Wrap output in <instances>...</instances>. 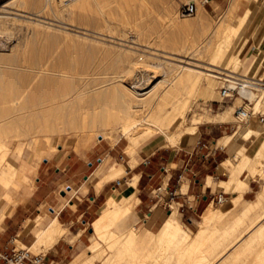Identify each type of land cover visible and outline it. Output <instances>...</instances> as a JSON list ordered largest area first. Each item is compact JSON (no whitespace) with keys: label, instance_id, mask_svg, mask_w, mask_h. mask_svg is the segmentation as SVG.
<instances>
[{"label":"rangeland","instance_id":"374dc122","mask_svg":"<svg viewBox=\"0 0 264 264\" xmlns=\"http://www.w3.org/2000/svg\"><path fill=\"white\" fill-rule=\"evenodd\" d=\"M126 1L127 2H125V0H118V2H120V5H117L118 3H111L110 5H106L105 3L103 11L99 8H92L75 12V14H73L71 18H67L63 17L60 13H53L52 11H50V9L43 10L41 6L42 3H44V0H36V2L35 0H0V14L11 16H9L10 21H8L10 23L7 24L6 29L0 32V110L2 111L0 112V125L3 128V133L4 130H6V132L3 134L4 137L1 136L2 134L0 130V151H4L0 152V159L2 158L4 160L3 161L1 159L2 161L0 160V164L2 163V167H5L8 166L7 163L8 161H10L14 163L16 167H20L22 162L27 161L30 166H34L38 159V154L35 150L36 147L34 146V140L37 136L39 139L38 144L42 145V147L46 149V152H52V155L50 157L44 158L39 163L36 171L31 170L27 172L26 176L28 182L22 183L19 188L8 186L6 189V186H4L0 182V209L6 208V216L11 215L18 203L21 201V199H19V193L21 191L33 190L39 179H43L46 181L51 178L57 177L60 169H63L65 165L69 163V158L71 157H73L74 160L76 159L75 161H80L83 159H85L86 161L94 160L95 165L91 168L86 165L84 172V174H86L87 176H91L92 174H94V171L100 166L99 162L95 160L96 156L99 155V152L104 153L105 151H108V149L112 146H117L116 148L119 153H113L114 158H111L108 155L103 156V165L106 164V170L110 169V167L115 162L125 164L127 169L130 170L129 161L131 160V155L129 154V152L131 154H133L134 152L137 153V163H133L136 162L135 160L130 163L131 166L133 164H136L135 166H137V164L141 162L143 156H150L158 149L192 150L195 147V152L200 151L199 154L201 155V151L207 149L203 146V144L210 146V144L212 143L213 146V143H215L213 141H215V139H219L221 136H224V138L219 141V145L223 146L222 140L226 139L228 135H232L238 131H242L243 127H253L255 131L264 130V124L259 123L257 118H253L249 122L250 124L240 123L236 118V110L239 105L246 106L249 101L244 98L240 100L238 98L240 95L238 94H235L234 96L228 98L220 100L218 99L217 92L220 91L222 83H219L217 85V88L213 93L215 96L213 94L205 95L203 97L198 96L194 100L193 107L189 112L188 119L185 122L184 127H193L194 124H196L198 127L195 130L197 132L195 136H190L192 132H186L179 139H169L170 136L168 135V133L159 132L154 138V141L152 140V142L148 144L150 145L148 147L140 145L136 146L135 144H133V142H131V136L133 135L134 131L138 129L139 126L140 128H143L147 125L142 121L138 122V124H136V127H132L127 132H124L121 129H115L111 136L102 137L99 136L103 134V130L101 128L97 130L96 133L93 132L95 134L90 132V130H86L85 132H83L80 128L82 126L75 128L69 127L64 122L43 115V113L50 114L51 109L56 107L57 104L59 105V103L62 102V99H65L67 97H70V99L76 98L75 96L77 95V91L79 90L84 91V93L86 94L88 92L89 94H87V96H91L92 98L94 97L96 100H98V97L101 95H110L113 93L114 88L116 87V81L118 80L126 83L127 85H129V87H133L132 89H135L138 93H145L158 82L157 78H159V76H161L162 74H156L152 79L153 82H150L151 80H148L149 78L146 76L148 75V70H146L148 67H143V65L140 64L138 65L136 70L134 69L133 74L129 75V77L128 75H126L127 77H125V73H123V62L121 61L123 59L121 57L125 55L126 49L127 52L134 51V53H128L129 56H131V59L134 61H137L141 57L142 59L145 58L144 60H154L157 62L162 61L164 64L179 63L184 57L183 52L192 42L196 40L198 36L196 30H179L172 21L175 16L178 17L179 21L184 19H193L194 16L181 17L179 14L180 7L183 4L190 2V0ZM196 1L197 6L200 5V0ZM237 3H239V5H242V10L240 12L239 9L234 10L230 22L234 23L239 21L241 16L240 14H242L244 11L243 9L248 6L250 7V14L246 21V24L244 25V28L240 30L239 33L234 37L230 49L226 47L227 45H224L225 43H227L224 35L219 36V42L223 43L224 52L225 50H231L233 56L239 55L238 63L240 66L237 68V71L240 74L248 75L250 77L253 76L256 79H260V77L264 79V59L261 61L262 56L259 55L256 58L253 57V59H250L248 57L250 47L254 44H257V37L259 38L258 40H260L261 43L264 42V14L259 10L256 12L257 8L261 6V3L259 1L257 2V0H238ZM120 6H122L123 9L120 8ZM204 8L205 9L203 13L205 21L212 23V21H215V19L218 17L220 12L228 8V0H208L204 3ZM123 13L125 14V16L127 14L129 16H126L130 19L128 22H131L128 25V22H126L127 20H124L126 17L124 18ZM28 15H39V18L48 23H44L42 24V26L34 24L27 18ZM105 17H108L110 19L114 18V20H116V23L115 21H111L108 24ZM13 19L15 20V22ZM122 22L124 25L122 24ZM83 31L86 35L82 33ZM250 35L252 38L249 40V43L246 44V41L248 40V37ZM15 44H18L17 49L15 51H12L11 48ZM129 46L131 50L129 49L128 51ZM136 56H139L138 59ZM151 56L153 58H150ZM22 59H24V61ZM195 59H192L190 61L193 67H195L196 69L206 68V63H208L206 62L207 60L205 61V59L203 60L202 58ZM47 66H49V68ZM197 66H199L200 68ZM122 74L123 77H125L123 79L120 76ZM117 76L120 78H118ZM39 78H41V81ZM55 79H61L63 80V83L62 81H60L61 83H59V81H56L57 83H55L54 85L53 81H55ZM42 80H44V82ZM45 80L47 81V83ZM67 80L73 83L74 89L72 90L73 85L72 88H70L74 94L76 93L75 95L73 93L69 94V86L67 84H64V82L66 83ZM51 84H53L54 87ZM76 86L80 87L79 90L78 88H76L77 90L75 89ZM60 87L62 89H60ZM40 89L41 91H39ZM52 89L56 93H54ZM12 90H14L13 93L11 92ZM51 91L54 94H51ZM14 92H16V94ZM57 92H68V95L67 97L65 96V98H61L62 95L59 96V94L61 93ZM4 94L9 99H7ZM14 94L16 95V98L14 97ZM10 96L12 97L11 99ZM26 97L31 103L27 102L28 100L26 99ZM51 98L52 102H49L51 101ZM53 100L56 101V103ZM20 101L22 102V104H24L23 106H26L27 109L29 108L28 111L25 109V107L22 106ZM57 101L60 102L57 103ZM33 103L35 106L33 105ZM45 104H51L50 106L53 107H49V105L46 106ZM43 105L45 106V108H43ZM39 106H43L41 107L42 109H40ZM231 106H233V108L235 109L230 108ZM251 106H253V104ZM17 107L20 109H18ZM14 108L16 109V112L13 113ZM30 108H32V110L34 108V110L36 109L40 111H34L35 116H31V114L33 115V111L30 110ZM227 110H230L232 114L229 122H220L219 120H213L215 115L223 113ZM258 110L264 111L263 105H261ZM10 112L12 116H10ZM28 112L31 113L30 116L32 119L27 114ZM3 113L8 114V116L6 115V119ZM16 116L18 119L16 118ZM25 116L28 117L26 118ZM1 117L5 119L6 124L8 123V126L5 124V121H3ZM38 117L43 119H38ZM15 118L17 120H14ZM44 118L46 121L44 120ZM51 119L55 120L56 124L54 123L55 121H52V123ZM18 122L21 124H19ZM41 122L43 124H41ZM9 123L11 124V126H15V132L14 130H12V127L9 125ZM22 125H24L23 129L21 127ZM35 125L39 126L38 129ZM41 125H45V127H42ZM51 125L53 128H50ZM6 126L9 130L6 129ZM24 127H26L27 129ZM32 128V132H29L31 130L28 129ZM43 128H45L46 130H44ZM18 129H22V131ZM77 130L79 131L77 132ZM82 132L86 134H83ZM91 133L94 136V139H91ZM80 134L82 137H80ZM46 137H48L50 140ZM57 137L59 138V140ZM256 138L257 132H255L254 136L247 140L245 142L246 144L244 145L250 146L253 143V140ZM55 141H58L60 144ZM199 141L201 142V144H198ZM54 143L55 145H53ZM5 144L9 148H4L3 145ZM128 145L131 149L128 148ZM54 146H56V148ZM21 149H23V152L20 151ZM123 150L124 152H122ZM233 154L234 153L231 152L229 158L232 159L234 165H238L240 163L239 160L241 159V156L233 157ZM4 156H6L7 158L4 159ZM123 156L124 159L122 158ZM262 156L263 157H261V161L258 162L255 166L257 170L254 169V171H258L260 169V174L256 172L254 173L253 171L252 176L251 169L247 168L244 170L247 171V175L242 176L243 173L240 175L241 178L247 180L248 182V187L245 190L249 188L250 178H254L256 180V182L252 184L253 194L252 196L247 198L248 201L256 199L258 192L261 191L264 186V177L262 176L264 174V155ZM45 159H48V161H45ZM215 165H217V162L215 163ZM47 168H49V170L48 173L45 174ZM221 169L223 170L222 166ZM227 169L223 171L221 170L222 172H226V174L228 175L222 176V179L230 178V168L228 170ZM254 174L256 176H254ZM132 175L134 174H130L128 177H131ZM111 181L112 182L110 183L113 184V180ZM122 181L124 183L123 178ZM89 183L91 185H94V182ZM61 188H63L64 192L67 193L66 184H62ZM124 188L125 185H123L118 190L122 191ZM5 190H10L17 202L6 204L5 200L2 199L1 196V194ZM108 191H113L111 185ZM65 193H61V195H64ZM91 195L92 192H90L88 197H90ZM73 198L74 200H76L77 197L74 196ZM227 198L225 197V199ZM88 201L90 202L89 199ZM105 201L106 197H104L103 195L98 201L99 204L97 205V212H95L91 216L89 215L88 217H86L87 223L83 222V220H80L76 228L74 229L75 232H83L84 236L82 240L79 241L78 238H73L71 240L67 239L71 241L72 244H79V247H77V249L69 256L67 264H70L80 254L85 253L84 255L88 258V251H91L90 247L94 245L95 240L99 242V246L93 253V255L95 256V260L92 261V264H105V262L107 263L109 261L108 259H116L115 254L118 251L117 247L111 248V243H108L111 242L110 240L104 242L103 240L94 238L95 236L92 234V222L99 216L101 208L105 205ZM244 202L246 201L244 200ZM244 202L240 201L236 209L231 214L222 218L214 219L205 238H203L201 247H194L193 244L189 243V240L187 241V243H183V245L179 243L177 245L178 252H175V254H173V258L176 257L178 262L181 258H183V264H201L200 262H195L194 260V258L199 255H202L203 257L207 256V259L211 260L210 264H259L258 262L253 260V255L248 254L243 255L239 260L221 261L223 253H225L228 244H230L233 240L236 241L237 236H241V234L248 229V225L259 215L258 213H254L252 215L244 217L243 220L240 221L237 217L241 214L240 212ZM221 205L222 202L216 204L213 203V206L215 208H218ZM44 207L46 210V206H43V208ZM177 207L179 210L178 205ZM159 208L160 207H156L154 209L153 214H156L159 217L158 222L154 223V218H150L149 215H147L148 209L141 210V206H138L137 203L134 208V212L130 216V223L134 224V227L138 231L150 229L157 232L170 210L169 207H167L166 210ZM263 208L264 206L262 207V209ZM262 209L260 210L261 212L263 211ZM179 212L181 213V210H179ZM202 214L203 212H200V216L197 217L196 220H193V222L187 220L185 217H183L182 214L181 219L188 224L186 225L188 228L190 227L192 229L191 230L189 228L191 231H197L198 222L201 221ZM31 217L38 218L39 216L36 212H34ZM120 222L121 220H118L117 224H119ZM4 227L5 225H3L2 223L0 225V230H3ZM40 229L41 226H39L38 221L35 222V220L31 219L27 220V222H25L24 232H21L20 234L13 232L8 235L9 240L14 239L13 242L10 243V248L13 246V243L18 247L32 246L33 244L24 243L22 237L30 231H33L35 235H37ZM118 233L120 232L118 231ZM129 236V233H125V242H129V244H131V241H128ZM144 240L145 241L137 244L134 248L125 247V264H133V261L135 259L137 260L138 257L150 255L154 251L155 248L151 244V242H149L148 239ZM257 245V250L255 251L256 254L264 249V237L257 243ZM175 247L176 246L174 245L173 251H175ZM48 249V245H37L31 247V250H33L34 252H46ZM198 252H200V254ZM114 263L119 264L117 260H115ZM160 263L161 261L157 262V264ZM203 264H205V262H203Z\"/></svg>","mask_w":264,"mask_h":264},{"label":"bare ground","instance_id":"6f19581e","mask_svg":"<svg viewBox=\"0 0 264 264\" xmlns=\"http://www.w3.org/2000/svg\"><path fill=\"white\" fill-rule=\"evenodd\" d=\"M191 1H196V0H190V2ZM35 2H36V0H35ZM125 2H127V1L125 0ZM200 2H201L200 5L197 6L198 7L197 13H196V15H194L192 20L184 19V20L179 21L177 16H175L172 20L174 25L179 30H185V31H191V30L195 31L196 30V32L198 33L196 40L194 42H192L187 47V49L183 52L184 57L182 58V60L180 59L181 61L179 63L164 64L162 61L157 62L154 60L153 61L144 60L145 58L142 55L141 56L144 59H142L141 57H140L141 59L140 58L138 59L139 56L138 57L136 56L138 60L134 61L131 59V56H129V54H131V52L134 53V51H131V52L129 51L130 46L128 48V51L130 53L127 52V49H126L125 55H123L121 57L123 59L121 61L123 62V73H125V77H127L126 75H128V77H129V75L133 74L134 69L136 70L138 65H140V64H142L143 67L144 66L146 68L148 67L147 69L146 68L145 69L148 70V72H147L148 75H146V76L149 78L148 80H151L150 82H153L152 79L154 78V76L156 74H158V73L162 74L161 76H159V78H157L158 82L156 84H154V86L149 91H147L145 93H143V92L138 93L135 89H132L133 87H131V86L129 87V85H127L126 83L118 80V81H116V87L114 88V91L112 94L101 95L98 97L99 99L96 100L94 97L92 98L91 96H87V94H89L88 92L86 94V93H84V91L79 90L80 87L76 86L75 89L78 88V90H79V91H77L78 93L75 96L76 98L70 99V97H67L68 92H65V93L57 92V93H61V94H59V96L62 95L61 98L62 97L65 98V96H66L68 99L67 98L62 99V100L59 99L62 102L59 103L60 101H57V103H59V105L55 104L56 107L51 109L50 114H44L43 113V115H46V117H51L52 119L64 122L69 127L75 128V127L82 126L80 128L83 132H85L86 130H90V132L96 133L97 130H99L101 128L103 130V134L99 135V136H102V137L111 136L115 129H121L122 131L127 132L132 127H134V126L136 127V124H138V122L142 121V122H145L147 125L143 128H140V126H139V128L134 131L133 135L131 136L132 137L131 142H133V144H135L136 146L140 145V146L148 147V146H150L148 144H150L152 142V140L154 141V138L157 136V134L159 132L168 133V135L170 136V137L168 136L169 139L170 138L179 139L186 132L187 133L192 132V134L196 133L195 130L198 127L196 124H194L193 127H184L185 122L188 119L189 112L191 111V109L193 107L194 100L198 96L203 97L205 95H212L215 92V89L217 88V85L219 83H222V86L223 85L234 86L236 79L243 78V77H247L249 79L251 78L252 80H250L251 84L249 85V88L245 87V88H242L240 90V96L238 98L240 100H242V98H244L250 102V103L246 104L247 109L250 108V105L254 104L255 110L261 111L258 109L261 107V105H263V107H264V87L262 86V82H261V81H264V79L261 77H260V79H256L253 76L250 77L248 75L240 74L237 71V68L240 66L238 63L239 55L233 56L231 50H225V52H224L223 51V43L219 42V39H220L219 36L224 35V38H226V42H227L224 45L225 46L227 45L226 47L230 49V47L232 46L234 37L239 33L240 30H242L244 28V25L246 24V21L249 17V14H250V7L247 6L246 8L243 9L244 11L242 14H240L241 16H240L239 21L231 23L230 21H231L234 10L239 9V12H240L242 10V5H239V3H237L238 0H228V8H226L222 12H220L218 17L215 19V21H212V23H209V22L205 21L204 13H203V11L205 9L204 3L206 2V0H202V1L200 0ZM105 3H106V5L107 4L110 5L111 3H116V4L118 3L117 5H120V2H118V0H77V1L70 3V4H64L63 0H44V3H42L41 7L43 10L50 9V11H52L53 13H60L63 17L71 18L72 15L78 11H84V10H88V9H92V8H99L100 10L103 11V7H105L104 6ZM196 3H197V1H196ZM124 5H125V3H124ZM120 8L123 9L122 6H120ZM106 13H108V12H106ZM124 13H123L124 18L126 16L129 17L128 14L125 16V14L127 12L125 14ZM9 16L10 15H1L0 14V32L3 31L4 29H6L7 24L10 23L9 18L11 16L10 17ZM127 17L124 19V20H127L126 22H128L130 20ZM27 18L30 20V22H33L34 24H37L40 26H42V24H44V23H48V22L42 20L41 18H39V15L38 16L37 15L36 16L35 15L34 16L28 15ZM111 19L107 17L106 22L109 24L111 21L112 22L115 21V23H116V20H114V18H111ZM14 22H15V20H14ZM129 23H131V22H128L127 25ZM122 24H123V22H122ZM82 33L84 34L85 32L83 31ZM84 35H86V34H84ZM251 38L252 37L250 35L248 37V40H247L248 42L246 41V44L249 43V40ZM17 46H18V44H15L11 48V50L15 51L17 49ZM131 46H133V45H131ZM150 58H153V57L151 56ZM195 58H198V59L202 58L203 60L205 59V61L207 60L206 62H208V63H206V68L196 69L195 67H193V65H191L190 61L192 59H195ZM22 60L24 61V59H22ZM174 62H176V61H174ZM198 65H200V64H198ZM47 67L49 68V66H47ZM197 67H199V66H197ZM121 73H122V71H121ZM120 76L122 77V79L125 78V77H123V74ZM118 78H120V77H118ZM39 79L41 81V78H39ZM42 81L44 82V80H42ZM56 81H59V83H61L60 81H62V83H63V80H61V79L56 80L55 79V81H53L54 85H55V83H57ZM46 83H47V81H46ZM48 83H49V81H48ZM33 84H35V83H33ZM64 84H67L69 86V90H70L69 94L73 93V91H71L73 83L67 80V82L66 83L64 82ZM51 85H53V84H51ZM54 85H53V87H54ZM40 86H41V84H40ZM56 88H55V90H56ZM53 89H52V91H54ZM60 89H62V88L60 87ZM63 89H65V88H63ZM73 89H74V85H73L72 90ZM143 89H141V90H143ZM14 90H12L11 92L13 93ZM42 90H43V88H42ZM19 91H20V89H19ZM39 91H41V89ZM63 92H64V90H63ZM14 93L16 94V92H14ZM54 93H56V92L54 91ZM54 93L52 92L51 94H54ZM217 93H218V99L219 100L224 99V97L222 96L221 90ZM28 95H29V93H28ZM28 95H26V96H28ZM4 96H5V94H4ZM14 97L16 98V95ZM6 98L9 99L8 97H6ZM11 98L12 97L10 96V99ZM58 98H60V97H58ZM26 99L28 100V101L27 100L26 101L29 102V99L27 97H26ZM16 100H18V99H16ZM2 101H3V99H2ZM49 102H52V98H51V101H49ZM54 102L56 103V101H54ZM3 103H5V102H3ZM29 103H31V102H29ZM40 103H41V100H40ZM21 104H22V102H21ZM23 105L24 104H22V106ZM25 105H26V103H25ZM33 105H34V103H33ZM37 105H38V103H37ZM45 105L48 106L49 104L48 105L45 104ZM50 105H49V107H53ZM43 106H41V107H43ZM23 107H25V109L27 111L29 110V108L27 109L26 106H23ZM39 107H38V109H39ZM41 107H40V109H42ZM43 108H45V106ZM230 108H233V106H231ZM12 109H13V106H12ZM18 109H20V108H18ZM233 109H235V108H233ZM6 110H8V109H6ZM9 110H10V108H9ZM30 110H32V108H30ZM32 111H33L32 112L33 115L29 112L27 114L29 116H30V114H31V116H35L34 111L37 112L40 110H36V109L34 110V108H33ZM0 112H2V111L0 110ZM14 112H16L15 108H14L13 113ZM7 113H8V111H7ZM3 114L5 115V119H6V115L8 116V114H5V113H3ZM23 114H25V113H23ZM10 116H12L11 112H10ZM18 116H19V114H18ZM31 116H30V118H31ZM13 117H14V115H13ZM231 117H232L231 111L227 110L223 113H219V114L215 115L213 120L214 121L219 120L220 122H229ZM16 118H17V116H16ZM16 118L14 120L18 119V118L17 119ZM5 119H3V121H5ZM38 119H43V118L38 117ZM52 119H51V122L55 121ZM200 119H199V121H200ZM44 120H45V118H44ZM0 123H1V121H0ZM54 123L56 124V121ZM5 124H6V121H5ZM19 124H21V123H19ZM33 124H35V123H33ZM41 124H43V123L41 122ZM197 124H198V121H197ZM248 124H250V123H248ZM9 125L11 126L10 123H9ZM7 126H6V129L9 130L7 128ZM23 126L24 125L21 126L22 129H23ZM35 126H34V130H35ZM41 126L45 127V125H41ZM11 127H12V130H14V132H15V129H14L15 126L13 127V125H12ZM38 127L39 126H36L37 129H38ZM42 127H41V129H42ZM0 128H1L0 130H1V134H2L1 136L4 137L3 134L6 132V130H4V133H3L2 132L3 128L1 127V125H0ZM18 128H20V127H18ZM24 128H26V127H24ZM50 128H53L52 125ZM22 129H18V130L22 131ZM43 129L46 130L45 128H43ZM55 129H56V125H55ZM28 130H31L29 132H32L33 128L28 129ZM78 131L79 130H77V132ZM41 132H43V131H41ZM255 132H257V138L253 140V143L250 146L244 145V144H246L245 142L247 140H249L250 138H252L254 136ZM92 133H91V135H92ZM95 133H93V134H95ZM83 134H86V133H83ZM80 137H82L81 134H80ZM91 137H92L91 139H94L93 135ZM35 138L36 139L35 140L33 139V140L35 142L34 143V146L36 147L35 150L37 151V154H38L37 162L39 163L43 159V156L45 155L46 149H44L42 147V145L38 144V142H39L38 136ZM46 138H48V137H46ZM58 140H59V138H58ZM176 141H178V140H176ZM222 141H223L222 144L229 145V149H230L229 152L234 153L233 157H237V156L240 157L241 156V159L239 160L240 163L239 164L237 163L238 165H234L231 158H227L221 164L223 170L230 168V172H229L230 178L227 180L219 181V183H217L218 186L224 188L226 192L227 191L228 192H236L237 191L239 193V195L232 196V198H230L229 200H227L223 203L221 211H225L229 208L230 204H232L233 202H236V201L243 198L244 192L246 191L245 189L248 187L247 182L240 178V175L243 173V171L247 168H250L252 171L251 172L252 176H253L254 169L257 170L255 166L257 165L258 162L261 161V157H263L262 155H264V130L255 131L253 127H248V126L245 128L243 127L242 131H238L232 135H228L226 137V139H224ZM55 142H58V141H55ZM171 142H172V139H171ZM58 143H56V144H58ZM53 145H55V143ZM3 147L9 148L6 144L3 145ZM54 147L56 148V146H54ZM129 149H131V148H129ZM2 151L3 150H1L0 152H2ZM20 151L23 152V149H21ZM22 152H20V153H22ZM5 158H7V157L4 156V159ZM133 163H136V162H133ZM1 164H0V181L2 183H4L6 186H9V184H11L15 178H21L22 177V173H20L19 170L14 165H12L11 163L8 162L7 163L8 166H5V167L4 166L2 167ZM133 166H134V164H133ZM130 167H132V166L130 165ZM22 168L30 169L29 165H27L25 162L22 163ZM259 170L254 171V173L256 172V173L260 174L261 170H260V173H259ZM125 172H126L125 166L116 163L112 167L109 175L107 174L108 176L105 179L107 181L110 179H114L116 177L123 175ZM249 173H250V171H249ZM254 176H256V175L254 174ZM262 176L264 177V174ZM138 177H139V175H138ZM138 177H135L133 180L130 181L129 188L127 190H125L124 192L116 193V194L109 193L107 195L108 196V200H107L108 201V208L92 224V227L94 230V235H96L98 239L103 240L104 242L105 241L107 242L108 240H110L111 242H108V243H111V245H110L111 248L117 247V249H118V251L115 254L116 259H113V258H111V260L108 259L109 261L107 260L108 262L107 263L105 262V264H116V263H114L115 260H117L119 262V264H125V247H130V248L133 247L134 248L137 244L145 241L144 239H148V241L151 242V244L154 246L155 249L150 255L138 257L137 260L135 259L133 261V264H157L158 261H161L160 264H179V263L183 264L184 263L183 258H181L179 260V262H178L176 257L173 258V254H175V252L176 253L178 252L177 245L179 243L183 245V243H187V241L189 240L190 244H193L194 247L197 246V248H199L200 247L201 231H202L203 225L200 222L198 224V232L191 231L187 227L186 223L181 219L179 211L175 206H173L174 209H173L172 213L168 214L167 218L163 222V225L161 226V228L157 232H152L148 229H145L143 231H138L136 228H132L126 232L118 233V230L114 228V226H113L114 223L117 220H119L121 217H123L124 215L126 216V215L130 214L129 212L131 210V207L134 206V203H136V202L138 203V199H139V198L137 199V192L139 190L138 186H137ZM96 178H97V176H96ZM101 183H103V180L98 181V185H100ZM208 183L214 185V182L212 180H209ZM11 199H13V198L11 197ZM9 201H10V199H9ZM263 204H264V187H263V190L259 193L258 200L254 204H252L251 207H248L246 214L253 212L254 210L257 209V210H259L258 211L259 212L258 218L259 219L264 218V208L262 209V207L264 206ZM261 209L263 210L262 212L260 211ZM214 210L215 209L213 208L211 210V212L214 213L215 212ZM208 218L209 217L206 215V217H205L206 224H207ZM36 221L37 220H35V222ZM38 223H40V222L38 221ZM51 224L52 225L49 226V228H47L45 231H43L41 233L42 236H39V238H41L40 239L41 242L39 241L41 244H42V242L49 243L48 241H50V244H51V241L56 240L60 235H63L62 233L64 230L62 229L58 220L54 219V223H51ZM259 230L264 231V224H262L259 227ZM125 233H129L130 236L128 238V241H131V244H129V242L128 243L125 242ZM38 239H37V241H38ZM174 245L176 246L175 251H173ZM98 246H99V242L95 240L94 245L90 247L91 251H89V252L91 253V255L88 258L85 255L77 257L76 263L77 264H92L93 263L92 261L95 260V256L93 255V253L98 248ZM31 247H29V248L31 249ZM198 253L200 254V252H198ZM182 254H183V252H182ZM195 254H197V253H195ZM182 256H184V255H182ZM195 256H193V257H195ZM149 257H151V258H149ZM196 257L194 258L195 262H200L201 264H203L201 256L199 255ZM149 260L150 261L152 260V261L150 262ZM73 261H75V260H73ZM209 263H210V261H209V259H207V256H206L205 257V264H209Z\"/></svg>","mask_w":264,"mask_h":264},{"label":"crops","instance_id":"0c3cea01","mask_svg":"<svg viewBox=\"0 0 264 264\" xmlns=\"http://www.w3.org/2000/svg\"><path fill=\"white\" fill-rule=\"evenodd\" d=\"M261 3V6L257 8L256 12L259 10L264 14V0H257V2ZM259 38L257 37V44H254L250 47L248 57L253 59L261 57V61L264 59V42L261 43ZM197 134L193 133L190 136H195ZM224 136H221L219 139H215V143L207 146L206 150L199 152H195V147L192 150L189 149H179V150H162L158 149L150 156H143L141 162L132 165L130 167V163L135 159L137 163V153L129 154L131 155V162L129 161L130 170L127 169L125 164L115 162L110 169L106 170V164L103 165L104 157L110 156L114 158V154L119 153L117 150V146H112L105 151L104 153L99 152V155L96 156V161L99 162L100 166L94 171V174L91 176H87L84 174L86 165L91 168L95 165L94 160L85 159L80 161H75L73 157L69 158V163L65 165L63 169H60L58 172V176L51 178L49 180L39 179L35 188L31 191L23 190L19 193L21 201L16 206L14 212L11 215H7L6 208L0 209V225L3 223L5 227L3 230H0V254L7 249L10 248V243L13 242L14 239H8V235L10 233L16 232L20 234L24 232L25 222L27 220H36L39 221V226H41L40 231L35 235L33 231L28 232L25 236L22 237V240L26 244H33L32 247L37 245H48L49 249L46 251L47 260L53 261L56 264H67L69 260V256L79 247L78 243L72 244L71 241L67 239L78 238L79 241L82 240L84 234L83 232L74 231L77 224L80 220L87 223L86 217L91 216L95 212H97V205L99 204V199L104 195L106 197L105 205L101 208L98 219L104 211L108 208V194L109 193H122L129 188V183L135 177H138V206H141V210L148 209L147 215L150 218H154L153 222L157 223L159 220L158 215L153 214L154 209L156 207H160L159 209H167L166 205L171 204V209L168 214L172 213L175 206L177 209V205L179 208L182 205L187 206L186 211L182 214L179 212L180 217L181 214L187 220L191 218L192 220H196L197 217L200 216V212H203L201 215V221L198 224L202 223V231L200 238V247L203 243V238H205L207 232L209 231V227L214 219L222 218L231 214L240 203V201L244 200L243 207L241 209V214L238 215V219L241 221L244 217L252 215L254 213L259 214V210H254L246 214L248 207H251L258 200L259 193L258 192L256 199L248 201V197L253 194V183L256 182L254 178L249 179V188L244 192L243 198L233 202L230 204L229 208L225 211H221L223 203L232 196H237L239 193L236 192H226L224 188L218 186L217 183L222 179V176H228L226 172L221 171V164L224 160L229 158L230 149L229 145L220 146L219 141L223 139ZM198 144H201L199 141ZM129 147V145H128ZM159 148V147H158ZM128 149V148H127ZM124 152V150L122 151ZM52 152H46L43 156L44 158L50 157ZM133 157V158H132ZM124 159V156L122 157ZM42 159V160H43ZM41 160V161H42ZM73 160V162H72ZM40 161V162H41ZM48 161V159H45ZM12 165L14 163L8 161ZM27 165L29 163L24 161ZM39 162V163H40ZM217 162V165L215 163ZM23 163V162H22ZM22 163L20 167H15L22 173L21 178H15L9 186H14L15 188H19L22 183H27V172L34 170L36 171L39 163L36 161L34 166H30V169L22 168ZM121 164L125 166L126 172L114 179H122L124 180L125 188L122 191L113 190L109 192L108 189L112 188V181L106 180L105 178L109 175L112 167L116 164ZM38 164V165H37ZM37 166V167H36ZM36 168V169H35ZM101 169V170H100ZM49 168L45 171V174L48 173ZM57 171V170H56ZM57 173V172H56ZM99 173V174H98ZM108 174V175H107ZM130 174H134L131 177H128ZM195 175V177H194ZM247 175V171H243V175ZM97 176V178H96ZM135 176V177H134ZM241 178V177H240ZM21 179V180H20ZM243 179V178H241ZM100 185H98V181H102ZM212 180L213 184H209L208 181ZM245 180V179H243ZM247 182V180H245ZM1 182V181H0ZM89 182H94V185H91ZM2 183V182H1ZM5 185L4 183H2ZM62 184H66L67 193L64 192V189L61 188ZM248 184V182H247ZM29 185V184H28ZM6 186V185H5ZM77 186V187H76ZM187 186V187H186ZM8 186H6L7 189ZM76 187V188H75ZM264 187V186H263ZM92 192V195L88 197V195ZM170 192H173V198L170 196ZM61 193H65L61 195ZM219 194H224L225 197H229L222 202V205L218 208H215L213 205L217 203L216 198ZM2 199L5 200L6 204L11 202H17L14 199L12 192L10 190H5L2 194ZM5 196V197H4ZM74 196H76V200H74ZM231 196V197H230ZM8 197V198H7ZM11 197L13 199H11ZM6 198V199H5ZM10 199V201H9ZM90 200V202L88 201ZM107 202V203H106ZM137 203V202H136ZM131 207L130 214L124 215L119 220L121 222L117 224L118 220L114 223L115 229H117L120 233L126 232L134 227V224L130 223V215L134 212V208L136 206ZM264 205V204H263ZM43 206H46L43 208ZM215 209L214 213L211 212L212 209ZM44 209V210H43ZM180 210V209H179ZM178 210V211H179ZM202 210V211H201ZM36 212L38 214V218H32V214ZM167 214V216H168ZM206 215L209 217L206 224ZM57 219H56V218ZM259 217V215H258ZM256 217L249 225L248 229L241 234V236H237L236 241H231L228 244L225 253H223V257L221 261H235L242 258L243 255H253V260L258 262L259 264H264V249L259 251L257 254L255 251L257 250V243L264 237V231H260L259 227L264 224V218L259 219ZM43 218V219H42ZM167 218V217H166ZM165 218V219H166ZM42 219V220H41ZM54 219L58 220L63 231V235H60L56 240L42 242L40 243L39 236H42V232L45 231L51 223H54ZM95 219V220H96ZM4 220V221H3ZM94 220V221H95ZM93 221V222H94ZM165 221V220H164ZM163 221V222H164ZM92 222V224H93ZM185 222V221H184ZM186 223V222H185ZM187 224V223H186ZM163 225V223H162ZM161 225V226H162ZM188 225V224H187ZM133 226V227H132ZM160 226V228H161ZM67 230H66V229ZM159 228V229H160ZM190 228V227H189ZM158 229V230H159ZM191 229V228H190ZM93 230V227H92ZM150 230V229H148ZM192 230V229H191ZM152 231V230H150ZM155 232V231H152ZM194 232H198L194 231ZM40 233V234H39ZM94 235V230L93 233ZM94 238H97L94 235ZM39 238V239H38ZM38 239V241H37ZM40 241V242H39ZM37 244H36V243ZM31 247V246H30ZM85 254V253H84ZM84 254H80L82 256ZM89 256L91 253L88 251ZM70 264H77L76 259ZM205 257L202 256V263L205 262ZM211 262V260H209ZM1 264V258H0ZM210 264V263H209Z\"/></svg>","mask_w":264,"mask_h":264},{"label":"built area","instance_id":"2783aa9c","mask_svg":"<svg viewBox=\"0 0 264 264\" xmlns=\"http://www.w3.org/2000/svg\"><path fill=\"white\" fill-rule=\"evenodd\" d=\"M77 0H63L64 4H70ZM208 0H206L207 2ZM197 12V3L196 1H191L183 4L180 7L179 14L181 17H190L194 16ZM251 78L243 77L236 79L234 86L223 85L220 90L222 92V96L224 98H228L234 96L235 94L240 95V90L242 88H249L251 84ZM262 82V86L264 87V81ZM248 101V100H247ZM250 103V102H249ZM253 106L250 105V108H246L245 105L239 106L236 110V118L240 123H249L253 118H257L261 124H264V111H256ZM204 147H207L206 144H203ZM195 177V175H194ZM124 185L122 179L115 180L112 185L113 190H118ZM171 198H173V192H170ZM225 199L224 194H219L216 198L217 203L223 202ZM173 203V202H172ZM171 204L166 205L171 209ZM185 205H182L179 209L183 214L186 211ZM190 222H193L191 218H188ZM1 264H56L53 261L47 260L46 252H34L29 247H18L13 243V246L6 251L0 254Z\"/></svg>","mask_w":264,"mask_h":264}]
</instances>
